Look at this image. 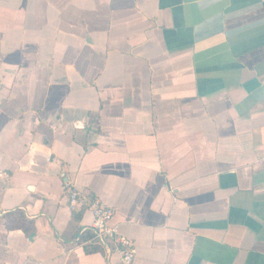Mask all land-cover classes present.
Returning <instances> with one entry per match:
<instances>
[{
	"label": "crops",
	"instance_id": "0c3cea01",
	"mask_svg": "<svg viewBox=\"0 0 264 264\" xmlns=\"http://www.w3.org/2000/svg\"><path fill=\"white\" fill-rule=\"evenodd\" d=\"M264 264V0H0V264Z\"/></svg>",
	"mask_w": 264,
	"mask_h": 264
},
{
	"label": "built area",
	"instance_id": "2783aa9c",
	"mask_svg": "<svg viewBox=\"0 0 264 264\" xmlns=\"http://www.w3.org/2000/svg\"><path fill=\"white\" fill-rule=\"evenodd\" d=\"M65 192L71 210H84L93 215L91 228L94 240L113 244V251L119 256L120 264H133L135 250L132 241L122 236L112 225L115 209L104 206L98 198L88 200L70 181L65 183Z\"/></svg>",
	"mask_w": 264,
	"mask_h": 264
}]
</instances>
